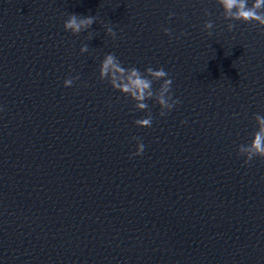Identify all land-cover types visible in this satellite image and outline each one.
<instances>
[{
	"label": "clouds",
	"instance_id": "obj_1",
	"mask_svg": "<svg viewBox=\"0 0 264 264\" xmlns=\"http://www.w3.org/2000/svg\"><path fill=\"white\" fill-rule=\"evenodd\" d=\"M221 3L223 4L226 12L229 13L230 18L240 20L245 23L256 21L261 26H264V13L258 11L259 9L264 8V0H254L251 7L248 6V0H221ZM233 10L235 11L233 12ZM95 21V16H79L76 14H70L68 19L64 22V29L73 34H78L82 30L90 28ZM212 27L213 25L211 22H207L205 24V28L211 29ZM232 27L233 25H229L230 29ZM106 30L113 38L116 37V33L113 31L112 27L109 26ZM163 31L166 35L171 37L170 29L165 28ZM209 35H211V33H209ZM81 50L86 51L87 49L85 47ZM110 70L113 72L112 86L124 93L131 94L137 101H143L153 95V80H163V83L160 86L158 102L162 107H167L169 109L172 108V105L168 104L167 99L164 96V94L169 91L172 85V80L170 78L165 79V77H168V73L163 68L154 70L152 67H149L147 69L148 73L153 78L152 80L142 77L139 70L133 68L124 83H117L116 73H124L125 69L120 66L117 57L114 54H108L103 61L101 75H107ZM64 83L65 86H69L71 81L66 80ZM138 107L140 109H144L147 105L139 103ZM165 114L166 113L164 112L160 113L161 116ZM257 119L259 120L260 118L257 117ZM260 122L264 125V120H261ZM135 123L138 127H151L152 118L138 119ZM133 139L139 140L138 137H133ZM252 148L256 154L264 156V127H262L260 132L255 135ZM144 149V144L138 143L137 149L132 155L139 156L144 152ZM249 159H251V157H249Z\"/></svg>",
	"mask_w": 264,
	"mask_h": 264
}]
</instances>
